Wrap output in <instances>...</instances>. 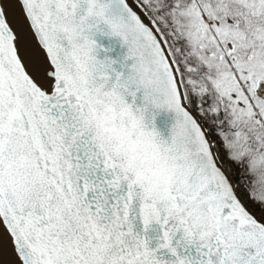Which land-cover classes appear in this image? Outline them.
Wrapping results in <instances>:
<instances>
[{
  "label": "snow or ice",
  "instance_id": "obj_1",
  "mask_svg": "<svg viewBox=\"0 0 264 264\" xmlns=\"http://www.w3.org/2000/svg\"><path fill=\"white\" fill-rule=\"evenodd\" d=\"M0 264H264V0H0Z\"/></svg>",
  "mask_w": 264,
  "mask_h": 264
}]
</instances>
